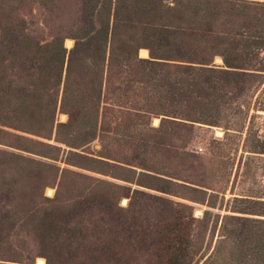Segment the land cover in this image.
Masks as SVG:
<instances>
[{"label": "trees", "instance_id": "16d2710c", "mask_svg": "<svg viewBox=\"0 0 264 264\" xmlns=\"http://www.w3.org/2000/svg\"><path fill=\"white\" fill-rule=\"evenodd\" d=\"M0 147V264H264V1L0 0Z\"/></svg>", "mask_w": 264, "mask_h": 264}, {"label": "rangeland", "instance_id": "374dc122", "mask_svg": "<svg viewBox=\"0 0 264 264\" xmlns=\"http://www.w3.org/2000/svg\"><path fill=\"white\" fill-rule=\"evenodd\" d=\"M258 1H264V0H258ZM58 119H59V121L63 122V121L66 120V117L63 116V115H60ZM220 136H221V132H219V131L209 130V129H206L204 127H196L195 128V132H194V137H193V139H192V141H191V143L189 145V149L194 150V151H197L198 149H202V151H203L202 153H205L207 151V149H208L209 141L211 140V138L212 137H220ZM0 148H2V147H0ZM33 157H34V155H33ZM60 167L61 168L66 167V168H69V169H72V170H76L74 167H69V166H66L64 164H60ZM109 180H112V179H109ZM54 193H55V188H46V190H45V195L46 196L52 197L54 195ZM227 197L228 196H226V198ZM123 203H125V201H123ZM189 204H191L192 207H193L194 216L198 217V218H201L202 215H203V212L205 210H208V207L206 205H201V204H197V203H189ZM210 211H211V213H213V215H217V214L223 215L224 214L223 210L220 211V210H217V209H213V210H210ZM217 229L218 228H216V230L214 231V233L211 236L212 229L210 227V229L208 231V235L206 237L205 244H207V243L209 244L211 242L212 243L211 247H213L215 239H216L217 234H218ZM38 261L39 260H37V264H38Z\"/></svg>", "mask_w": 264, "mask_h": 264}, {"label": "bare ground", "instance_id": "6f19581e", "mask_svg": "<svg viewBox=\"0 0 264 264\" xmlns=\"http://www.w3.org/2000/svg\"><path fill=\"white\" fill-rule=\"evenodd\" d=\"M65 46L66 47H71L72 46V42L71 41H66L65 42ZM140 55H141V57H146V55H147V52L145 51V50H142V51H140ZM41 262V261H40Z\"/></svg>", "mask_w": 264, "mask_h": 264}, {"label": "water", "instance_id": "95a60500", "mask_svg": "<svg viewBox=\"0 0 264 264\" xmlns=\"http://www.w3.org/2000/svg\"><path fill=\"white\" fill-rule=\"evenodd\" d=\"M66 48H67V49H70V47H66ZM146 56H147V55H146ZM217 60L220 61L219 59H217ZM40 261H41V260L38 261V264H43V262H42V261L40 262Z\"/></svg>", "mask_w": 264, "mask_h": 264}, {"label": "built area", "instance_id": "2783aa9c", "mask_svg": "<svg viewBox=\"0 0 264 264\" xmlns=\"http://www.w3.org/2000/svg\"><path fill=\"white\" fill-rule=\"evenodd\" d=\"M196 152L202 153L203 151L202 149H198Z\"/></svg>", "mask_w": 264, "mask_h": 264}]
</instances>
